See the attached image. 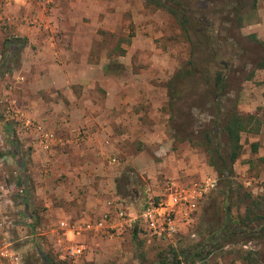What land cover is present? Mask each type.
Listing matches in <instances>:
<instances>
[{
    "label": "rangeland",
    "instance_id": "obj_1",
    "mask_svg": "<svg viewBox=\"0 0 264 264\" xmlns=\"http://www.w3.org/2000/svg\"><path fill=\"white\" fill-rule=\"evenodd\" d=\"M60 1L64 0H55L46 11L22 0L8 6L4 16L8 17V9L19 4L20 17L34 16L25 24L38 27L41 37H51L49 29L32 22L35 18L39 21V16L52 18L55 10L68 16L70 7H58ZM116 3L106 8L105 15L114 20L119 15V20L125 23L122 21L124 24L115 28V35L98 29L95 41L99 46L94 42L95 52L78 60H73L65 50L57 52V46L56 53L53 47L44 52L48 44L39 48L29 39L17 36L16 24L6 21L4 26L2 23L0 31L5 35L0 33L1 263L42 264L37 251L39 246L56 264H159L163 261L165 264H189L184 252H192L197 244L217 236V232H213L224 224L227 210L231 209L232 220L245 217L247 211L258 213L261 219L253 225L257 234L240 236L236 243L224 244L206 260L193 264H264V68L261 67L264 63V0H178V3L163 0L161 4L166 7L158 6L153 0H117ZM180 4L183 7L178 6ZM23 8L30 11L26 14ZM87 9V13L83 9V16L89 23L93 14H103L105 10L100 5ZM81 12L77 13L82 16ZM187 17L189 23L185 22ZM240 18H244L241 23ZM50 24L53 30V21ZM63 28L61 26L58 32H63ZM56 30L55 27L57 34L53 42L58 40L64 47L65 41L58 38ZM90 39L91 35L88 43ZM15 40L26 43L22 48V43ZM9 41L14 42L13 48H16L14 58L8 53ZM86 61L110 67L108 71L99 68L104 76L100 77V85L91 89L85 86L86 71L72 67L74 63L81 66ZM19 69L22 79L17 85L13 73ZM191 69L193 76L189 80H175L176 75ZM217 72L227 76L229 94L226 96L211 95L213 81L209 83L208 80L214 79ZM6 74L10 75V80H1ZM27 77L33 89L26 87L28 82L24 79ZM54 78L59 82L56 87L49 85ZM69 89L78 100L75 105L82 104L89 113V108L99 106L96 112L103 118L107 115L103 125L109 126V132H105L104 141L114 149L104 161L108 173L117 176L118 183L105 182L106 200L113 196L122 198L130 212L138 213L147 192L157 193L167 177L216 178L215 187L202 201L192 228L161 240L140 234L135 236V232L89 236L90 249L84 256L75 261L61 259L65 246L76 238L71 231L63 232L71 233L67 236L62 232L52 233L58 223L51 222L52 212L45 198L57 165L40 164L36 169L33 151L26 142L29 140L20 134H16V138L21 155H13L4 124H14L6 117L10 106L33 117L28 108L21 107L24 97L30 94L42 103L39 114H44L43 107L53 102L51 113L60 117L56 121L41 119L42 124L58 136L68 135L71 114H75L73 111L77 108L72 106ZM216 101L222 104L221 117L225 119L232 115L227 113L236 104L240 115L257 120L256 123L253 119L249 125L252 131L242 134V155L234 165L228 157L231 146L227 136L220 134L215 141L214 145L220 146L226 162L222 164L217 159L227 168L223 178L210 165L207 148L213 146L207 145L203 134L206 129H214ZM65 147L54 151L64 154L68 151ZM113 157L119 165L110 163ZM126 176L132 181L127 182ZM228 183L230 189L226 187ZM256 203L262 207L256 209ZM59 218L61 216L57 220ZM94 218V215L84 221L72 218L68 222L79 224ZM59 237L63 238L61 242ZM72 237L75 239H70ZM249 238L253 239L247 241ZM2 253L8 257H3Z\"/></svg>",
    "mask_w": 264,
    "mask_h": 264
},
{
    "label": "crops",
    "instance_id": "obj_2",
    "mask_svg": "<svg viewBox=\"0 0 264 264\" xmlns=\"http://www.w3.org/2000/svg\"><path fill=\"white\" fill-rule=\"evenodd\" d=\"M116 1L117 0L60 1L58 7L60 5H62L64 8L66 6L70 7L68 16H62L59 10H55L53 11L52 18L50 17L49 19L45 16H39V21L35 18V21L32 22V24H35V22H37V26H42L44 29H49L50 32H52L53 36L51 35V37L47 38L41 37L40 33L38 32V27H29V25L25 24L29 22L28 19L31 20L34 16H25L24 18L20 17L22 9L19 4L8 9V13L6 14L11 18L10 20H8L9 24H16L17 36H20L24 39H29L31 43H34L39 48L44 47V43L48 44L44 48V52L51 50L53 47V51L56 53L55 46H57V52L65 50L67 54L73 56V60H78V58L80 59L83 55L90 56L89 54L95 52V47L93 46L94 42L96 44V47L99 46V43L95 41V36L98 35V29L103 28L106 31H110L112 35H115V28L120 24L125 23V21L119 20V15H116L117 20H114L113 18L110 19L109 15H105L106 8L108 6H112V4H117ZM98 5L105 8V10L102 12L104 15L91 14L93 19L92 22L89 23L88 21H85V18L83 16V9L85 8V13H87V8L97 7ZM29 11L30 9H26V14ZM80 11H82V16L77 13ZM92 11L93 10H91V12ZM99 13L101 12L99 11ZM100 18H105V20L100 21ZM49 20L51 22L53 21V30L51 26L52 24H50ZM61 26L62 28L64 26L62 30L63 32H58ZM94 26L97 28V30L96 28H94ZM55 27L57 28L56 32L59 33L58 38H60L61 41H65L63 42L64 47L59 43L58 40L56 41V43L53 42L57 34H55ZM92 32L94 34H92ZM0 33L5 35V33L1 31ZM1 34L0 39L2 38ZM90 35L92 37V40L90 39V42L88 43V38ZM102 51L107 52V49L106 51L102 49ZM1 59L2 50H0V61ZM72 67H74L73 70L78 69L86 71L85 77H87L88 80H86L87 83L85 86L90 87V89L94 87V85H98L99 81H101L100 77L104 76L103 71L100 72L101 70H99V68H103L107 71L110 68L109 64L90 63L88 61H86V63L81 66H76L74 63L72 64ZM26 69L28 68L24 67V70ZM13 74H15L14 77H16L17 79L14 83L20 85V79H22L20 78V69ZM43 78L47 79L45 76ZM5 79L10 80V75L6 74V76L1 78V80ZM24 81L31 82L28 77L25 78ZM29 82L27 83L26 87H30V89H33V86L31 87L32 83ZM58 83L59 82L57 81V79L54 78V81L52 80V83H50L49 85L52 87H56ZM70 91V98L72 99L70 101L72 102V106H74V109L76 107L77 108L73 111V113L75 112V114H71L72 125L69 128V134L65 136L63 134H60L59 137L67 138L74 132L77 133L82 131L83 129H86V132L88 134L81 142H74L71 144V146L69 145L65 147L68 148L67 152H64V154H57L58 152L54 150H52L51 152L43 151L37 144L38 142L36 141L37 137L35 134L26 133L23 135L25 139L29 140L26 142L27 145L32 149L31 151H33V166L35 168L40 164L48 165L50 163L53 166L57 165L56 169L53 171V177L50 178L48 194L45 198V203L51 208L50 210L52 213L50 215L53 217H51V222L53 220L54 222L52 223L55 225H57V223L59 224L61 221L68 222L69 219L73 220L74 218L77 220L79 219L80 221H84L85 218L90 219L93 215L95 216L94 219L100 218L108 210V206L106 204L108 200H106V195L104 194L105 182L114 184L118 183V179H116L117 176H113L108 173L107 169L109 168L106 166V163L104 161L105 156L108 155L109 157L114 149L113 146H106L104 141L107 138L105 132H109V129L107 128L109 126L103 125L104 122L106 124L105 117L107 115L103 118V115H100L99 112H96L97 109H100L99 106H97L98 108L88 107L91 110V113L87 112L86 108H84L82 104H80V106L78 107L77 105H75L78 100L76 99L75 95H73L72 90ZM8 93V91L5 92V95ZM37 98L38 97L35 95L27 94L21 102V107L26 109L28 108L29 112L32 113L31 115L39 121H41V119L42 121H48V119H53L56 121L60 119L57 114L55 115L51 113L54 106L53 102H51L49 106L43 107V109L45 110L44 114H39L40 112L38 110L42 106V103L39 104V100ZM118 115L120 116V114ZM113 119L115 118L113 117L112 120ZM48 127H50V125H48ZM115 199L116 196H113L112 199L110 198L109 200ZM56 216L57 218L58 216H61V218H59L58 220L57 218L54 219V217ZM68 234L71 233H66L65 235L67 236ZM72 236H75L76 239L73 237L70 239H75V241H89L88 236L84 234L79 236H77V234H72Z\"/></svg>",
    "mask_w": 264,
    "mask_h": 264
},
{
    "label": "built area",
    "instance_id": "obj_3",
    "mask_svg": "<svg viewBox=\"0 0 264 264\" xmlns=\"http://www.w3.org/2000/svg\"><path fill=\"white\" fill-rule=\"evenodd\" d=\"M22 0H0V29L10 20L4 16L8 6ZM55 0H24V2L44 8L54 4ZM3 23V25H2ZM7 120L14 122L17 134L23 137L26 133L36 135L39 147L45 152L65 147L74 142H81L86 131L71 134L67 138H60L55 132L47 129L42 123L24 111L8 108ZM110 163L119 165L117 158H111ZM216 178L206 176L189 180L185 178L167 177L162 181L159 191L152 194L147 192L143 199L142 208L138 213H132L125 206V201L117 197L106 202L108 210L98 219L85 222L69 223L61 221L52 233L74 232L89 236L103 237L109 235H125L138 229L139 234L155 239H171L192 228L202 201L215 187ZM23 192V190H21ZM62 233L60 236L62 237ZM64 235L66 233H63ZM66 236V235H65ZM64 236V237H65ZM63 238L58 239L61 242ZM90 249L88 240L74 241L65 246L61 259L75 261L86 254ZM3 257H8L2 253ZM18 260V258H16ZM0 264L1 257H0Z\"/></svg>",
    "mask_w": 264,
    "mask_h": 264
},
{
    "label": "trees",
    "instance_id": "obj_4",
    "mask_svg": "<svg viewBox=\"0 0 264 264\" xmlns=\"http://www.w3.org/2000/svg\"><path fill=\"white\" fill-rule=\"evenodd\" d=\"M153 1L158 6L166 7V5L161 4L163 0H153ZM168 1L178 3V0H168ZM178 6L183 7V4L182 5L180 4ZM170 11H172V13H174L176 16L178 15V12H173L174 10H171V9ZM241 19H244V18H240V20H238L239 23H241L242 21ZM185 22L189 23L190 18L187 17ZM15 41L21 42L22 48L24 44L26 43L25 40H20V41L15 40ZM8 47L7 48L9 49L8 53L10 55V58H14L13 53H16L15 52L16 48H13L14 42L9 41ZM261 67L264 68V63L262 64ZM191 76H193L192 69L179 73L178 75H176L175 80L176 81H179V80L186 81V80H189V77ZM226 78L227 76H225V74H222V72H217L214 76V79L208 80L209 83H211L210 81H213V83H211V91H213L211 94L212 96L222 97V96H226L227 94H229V91H228L229 86H228ZM172 89L174 90V87ZM215 106L217 107L216 108L217 115L214 118L215 119L214 126H213L214 129H206L205 131H203V134L205 136L206 142L208 143L207 145L213 146L212 148H207V151L211 157L210 165L215 168L219 177L223 178V174L227 170V168L225 166H221L217 161L220 160L222 164L226 162L222 155V150L220 146L214 145L215 141L219 139L218 136L220 134L227 136V139L229 140L230 146H231L230 148L231 152L228 154V157H229V160L231 161V164L234 165L242 155V150H243V146L241 144L242 134L245 132L252 131L251 128H249V125H251V123L253 122V119L255 120L256 123H257V120L254 117H249V120H248L246 117L240 115L238 113V108L236 104L233 105L232 109L227 113V114H232V115H228V117L225 119V116L221 117V114H222L221 109L223 108V106L220 103V101H216ZM220 118H222V120H220ZM4 129L6 132L7 139L9 141V145L13 149L12 154L20 156L21 150L19 151V145H18L17 138H16L17 133L15 131L14 125L5 123ZM255 147L256 148H254V150L257 151V146ZM125 178L127 182L132 181L130 176H126ZM230 186L231 184L229 183L226 184V187L229 189H230ZM255 206H256V209L257 207L261 208L262 204L258 205L256 203ZM227 211L228 212H227V216H226V220L224 224L219 229L213 232V234L217 232L218 234L217 236H211L207 238L206 240H204L203 242L197 244L195 246V249L192 252H184V259L188 260L189 264H193L195 261H199V260L201 261L206 260L209 256H211L213 253L219 250L224 244L236 243L237 239L240 238V236L245 238L247 233H251V235L253 236L257 234L256 227H254L253 225L259 222V220L261 219L258 213H254V211H247L245 213L246 214L245 217L236 218L235 220H232L231 209ZM134 232H135L134 233L135 236L139 234L138 229H136ZM253 238H249V240L247 241H250ZM37 251L41 258L42 264H56L54 260L51 258V256L46 254L41 249V247L37 246ZM159 264H165V263L163 261V262H160Z\"/></svg>",
    "mask_w": 264,
    "mask_h": 264
}]
</instances>
